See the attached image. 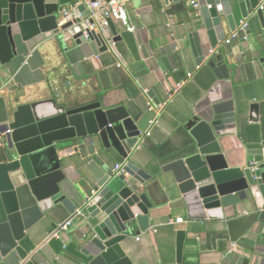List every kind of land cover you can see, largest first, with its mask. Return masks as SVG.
Masks as SVG:
<instances>
[{"label":"crops","instance_id":"crops-1","mask_svg":"<svg viewBox=\"0 0 264 264\" xmlns=\"http://www.w3.org/2000/svg\"><path fill=\"white\" fill-rule=\"evenodd\" d=\"M45 2L58 6L61 26L65 24L61 8L79 6L85 0ZM125 8L133 31L114 21L118 39L114 42L115 36L107 28L105 49L95 41L76 44L73 39L52 36L35 47L33 42L21 45L19 55L0 65L4 105L0 135L16 107L30 102L54 99L67 107L94 102L104 110L124 107L131 116L142 118V137L127 161L151 176L141 186L152 204L150 226L132 233L127 242L133 262L159 264L162 257L173 261L176 232L184 231L182 264H264V222L258 221L252 200L225 208L222 219L190 221L185 208L176 204L179 196L172 175L160 171L162 164L190 151L193 138L185 128L187 121L225 92L232 94L242 111L238 142L247 149L261 148L264 157V83L253 67L252 33L246 40L237 37L226 44L232 32L225 26V40L212 49L189 0H129ZM240 20L238 17L237 24ZM195 43L203 58L200 65L192 50ZM212 57L227 66L228 80L217 79L207 66ZM147 104L154 113L148 112ZM252 104L258 105L253 112L249 109ZM155 115L158 123L151 127L149 121ZM148 131L150 136L144 137ZM93 139L79 140L69 151L59 153L62 186L78 206L90 196L100 177H112L115 165L126 164L115 151ZM240 152L245 156V150ZM69 218L62 209L54 220L43 218L33 223L21 244L52 260L72 255L77 249L72 239L76 227L63 232L60 240H47L57 225ZM178 218L182 223L168 225Z\"/></svg>","mask_w":264,"mask_h":264},{"label":"water","instance_id":"water-1","mask_svg":"<svg viewBox=\"0 0 264 264\" xmlns=\"http://www.w3.org/2000/svg\"><path fill=\"white\" fill-rule=\"evenodd\" d=\"M196 2V18L212 49L225 40V26L233 33L238 17L248 22L253 67L264 83V0ZM78 9L84 12V4ZM57 11V5L45 0H0V65L19 55L21 45L33 42L35 47L52 36L73 39L76 44L95 41L106 48L107 30H91L84 38L76 27L72 38H63L62 32L71 24L58 26ZM113 22L108 21V30L115 42ZM191 45L200 65L201 50L197 43ZM207 66L217 79H229L227 66L216 63L214 57ZM249 109L253 112L258 105H249ZM241 114L231 93L212 98L185 125L193 138L190 151L160 166L162 173L172 175L179 196L176 204L185 208L190 221L222 219L225 208L250 199L258 221L264 222L263 152L238 142ZM141 120L124 107L104 110L98 102L67 107L46 99L16 107L2 128L11 132L0 135V264H136L127 254L128 238L149 228L152 209L141 190L151 176L127 161L142 137ZM93 138L126 164L119 177H100L92 188V202L87 204V197L78 206L62 186L59 153L69 151L79 140ZM62 209L72 218L66 231L76 227L72 234L76 251L52 260L37 250L25 249L21 241L30 226L43 218L56 219ZM77 210L82 217H74ZM185 238L184 231H177L174 260L162 257L159 264H182Z\"/></svg>","mask_w":264,"mask_h":264},{"label":"built area","instance_id":"built-area-1","mask_svg":"<svg viewBox=\"0 0 264 264\" xmlns=\"http://www.w3.org/2000/svg\"><path fill=\"white\" fill-rule=\"evenodd\" d=\"M129 0H95L90 2V0H85L82 2L84 4L85 10L81 12L78 9V4L68 5L62 7L60 10V17L63 23H70L71 25L62 32L63 38H72L75 35V28L80 27L82 30V36L88 38L89 31H95L103 33L108 28V21H117L126 27L129 31H133L131 26H128L127 12L125 8L126 2ZM182 1V0H181ZM190 6L197 12L199 15V8L196 0H189ZM197 15V16H198ZM248 31V23L246 20H240L236 26L235 31L232 33L231 39L226 40V44H229L232 39L241 37L246 40ZM192 75L188 74L190 78ZM148 112L154 113V108L147 104ZM158 123L157 115H155L150 121L149 125L152 127ZM11 131L6 130L2 135H7ZM150 132L144 134V137H149ZM124 164H117L112 170V177H119L123 173ZM95 193L92 192L87 199V204L92 202ZM82 211L77 210L74 214V217H82ZM72 218H69L65 222H62L57 225L54 231L47 237V240H60L62 233L66 231L67 227L71 223ZM182 219L178 218L175 220H170L168 225H174L182 223Z\"/></svg>","mask_w":264,"mask_h":264},{"label":"trees","instance_id":"trees-1","mask_svg":"<svg viewBox=\"0 0 264 264\" xmlns=\"http://www.w3.org/2000/svg\"><path fill=\"white\" fill-rule=\"evenodd\" d=\"M4 113V105H3V101L0 99V118Z\"/></svg>","mask_w":264,"mask_h":264}]
</instances>
